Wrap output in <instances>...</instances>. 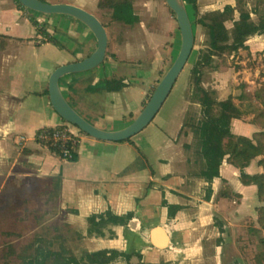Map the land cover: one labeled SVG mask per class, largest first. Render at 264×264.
Masks as SVG:
<instances>
[{"label":"crops","instance_id":"0c3cea01","mask_svg":"<svg viewBox=\"0 0 264 264\" xmlns=\"http://www.w3.org/2000/svg\"><path fill=\"white\" fill-rule=\"evenodd\" d=\"M44 1L79 6L103 21L105 12L98 8L99 0ZM236 1L196 0L193 12L235 7ZM244 2L254 22L264 19V0ZM132 4L138 20L133 25L107 28L105 60L92 70L60 80L61 91L69 101L68 83L75 78L84 76L95 85L115 73L126 75L117 99L111 92L72 97L76 110L104 130L121 129L141 112L150 87L159 79L157 74L169 61L174 33L179 30L165 0H132ZM34 15L64 49L52 42L36 43L40 35L27 14L15 0H0L2 211L16 197L29 198L42 213L55 206V215L65 212L87 225L85 237L93 251L110 248L124 255L138 252L144 264H264L257 187L244 184L241 169L227 161L211 182L190 173L194 162H188L182 146L185 142L179 135L187 106H165L162 110V105L153 120L130 140L105 141L80 133L72 160L29 139L19 144V136L28 137L40 128L65 123L50 103L49 77L57 67L80 61L97 47L94 34L81 21L67 15ZM246 44L254 59L257 53L264 56V34L250 36ZM242 129L232 131L247 136ZM245 170L262 172L253 161ZM56 176L60 194L54 199L56 187L50 179ZM251 208L253 230L246 224ZM108 217L111 220L104 224V236L88 232L94 223Z\"/></svg>","mask_w":264,"mask_h":264},{"label":"trees","instance_id":"16d2710c","mask_svg":"<svg viewBox=\"0 0 264 264\" xmlns=\"http://www.w3.org/2000/svg\"><path fill=\"white\" fill-rule=\"evenodd\" d=\"M15 1L18 8L23 13L28 14L37 34L45 37L46 40L44 42H52L58 48L64 49L61 42L52 37L45 30V26L34 18L33 12L35 11L26 8L17 0ZM186 3L187 6L191 4L194 8L196 7V0H186ZM98 8L103 11H109L110 24L133 25L138 20L132 0H99ZM169 12L174 15L170 9ZM195 13L197 16L194 21L192 20V23L204 30L206 49L199 51L197 61L192 68L194 80L190 101L199 104L198 112L201 118L193 124L189 121L183 122L180 133L186 132V127L190 125L191 130L196 135L195 145L197 146L198 156L193 162L197 164L199 170L193 171L195 176L211 182L214 177L219 176V169L222 163L227 161L241 169V178L244 184L257 186V196L262 203L256 208L257 221L261 227L258 232H264V130L254 132L252 136H246L235 134L231 128L233 120L240 119L244 115L253 114L254 123L259 124L264 129V82L260 88L253 92L252 96L245 92L242 93L240 99L244 104L243 106H236L232 101L218 100L216 85L207 86L203 78V71L205 68L212 67L216 57L231 56L241 50L249 52L250 49L246 41L250 36L264 34V19L254 22L250 11L245 8L244 0H237L235 7L227 5L223 10H215L203 14ZM102 23L106 29L109 27V24L107 26L104 21ZM260 76L264 77L263 71L260 72ZM125 77L126 75L124 74L115 73L107 77L102 83H96L95 85L84 76L75 78L68 83L69 103L76 109L75 98L72 97L75 95L79 98H84L89 93L104 95L111 92L117 99L124 85L123 80ZM155 87L151 89V94ZM254 99L258 103L254 102ZM87 120L90 121L89 119ZM81 133L84 134L83 132ZM183 146L185 149L191 148V145ZM75 156L73 159H75ZM256 158H258L256 164L258 167L263 168V172L248 173L245 169ZM189 161L191 160L188 159ZM50 180L56 187L55 191L52 192V198H58L60 194L59 177L56 176ZM46 188L47 185L44 190ZM31 203L32 200L29 198L16 197L10 206L0 213V264H12L17 255H21L25 259L27 245L25 244L21 247V241L25 236H29L28 234L34 229L45 227V214L49 216V211L42 213L41 210L31 205ZM109 220H111V217L99 224L94 223L88 232L94 231L104 236L105 234L101 231L102 228L100 226L107 225L110 223ZM54 237L59 238L61 236L58 234ZM31 238L32 241L36 239L35 241L38 243L46 240L44 236H39V234ZM53 239L50 238V240ZM32 241L28 243L29 247H31ZM259 243L264 246V238H261ZM44 246H47V244H44ZM84 254L95 264H105L114 260L119 255V252L113 249H103L94 252L85 251ZM75 260L79 261L78 257H73V255L66 256L62 251L53 249L46 250L42 244L35 249L27 260H24V264H75Z\"/></svg>","mask_w":264,"mask_h":264},{"label":"rangeland","instance_id":"374dc122","mask_svg":"<svg viewBox=\"0 0 264 264\" xmlns=\"http://www.w3.org/2000/svg\"><path fill=\"white\" fill-rule=\"evenodd\" d=\"M188 11L190 14L191 20L196 19V13L195 8L190 6L188 4ZM104 15L100 13L101 18L103 19L104 23L109 24V29H112L114 25L116 24H110V13L109 11H104ZM37 13V12H33ZM40 14V13H39ZM93 14V13H92ZM171 18L175 20V16L169 13ZM95 15V14H94ZM96 16V15H95ZM97 17V16H96ZM98 18V17H97ZM35 19L36 15H35ZM99 19V18H98ZM171 19V20H172ZM38 20V19H37ZM30 21V19H29ZM102 22V20H100ZM173 28H176L175 22L172 20ZM123 27V26H120ZM174 40H173V50L172 54L169 56V60L167 64H165V67H163L162 71L157 74V77L159 75V79L163 76V74L168 70V67L170 66V63L174 61L175 57L178 54L180 44H181V37L179 30L174 33ZM194 34H195V44L192 51V54L186 63L185 67L183 68L181 74L179 75L175 85L173 86L168 98L163 104L162 110L165 109V106H187L186 111L183 116V122L189 121L191 124L196 123L200 117L199 114V104L191 102V93L193 89V80L194 75L192 74V68L195 65L199 51L201 49H206V35L204 33V30L200 28L198 25H194ZM59 42H61L59 40ZM62 44V42H61ZM63 45V44H62ZM242 51V50H241ZM235 53L231 56H225V57H216L215 63L212 65L211 68H205L203 71V78L204 82L207 86H215L217 90V99L221 101H232L236 106H243L244 103H242L240 96L242 93H248L250 96L253 95V92L261 87V84L264 82V77L260 76V72H264V56L261 55V53H257V59H254V56L251 52H248L245 50V53ZM261 55V57H260ZM213 68V70H211ZM213 72V73H211ZM216 75V77L214 76ZM214 76V77H213ZM156 81V84H153V86L150 87L148 94L145 98V100L142 102V105L144 106L145 103L149 99V95L151 94V89H153L159 81ZM143 87V86H142ZM254 102L258 103L257 100L254 99ZM85 118V117H84ZM191 118V120H190ZM193 119V120H192ZM239 122H243L241 125L238 121L234 123L232 122L231 128L232 130L239 131L241 130V126L243 127L242 132L247 134V136H252L254 132H260L264 129L260 127L259 124L254 123V116L253 114L244 115L240 119H238ZM67 123V122H65ZM70 124V123H69ZM74 129H78L76 126L72 125ZM79 130V129H78ZM80 131V130H79ZM82 132V131H81ZM181 139V142L183 145H191V148L185 149L183 146L184 151L186 152V155H188V159L191 160L189 162H192L195 160L198 156L197 154V146L195 145V142L197 140L195 133L191 130L190 125L186 127V132L179 133ZM189 138L191 140L189 141ZM258 158L253 160V164L257 166ZM190 173L199 170L197 164L191 163ZM258 167V166H257ZM261 168L263 172V168ZM243 182V181H242ZM256 186V185H255ZM257 187V186H256ZM236 199V198H235ZM255 200H257V197H255ZM248 204L252 203V201H248ZM262 203L260 202L259 206ZM52 205V204H51ZM250 207V205H249ZM57 207H51L49 210V216L48 214H45V220H47L44 228H38L37 230L34 229L31 231L28 235L25 236L24 239L21 241L20 246L23 247L25 244L27 245L26 252V258L24 259L23 256L17 255L15 257V261L12 264H24V260H27V258L35 251L36 248L40 247L43 244L44 249H53L57 251H62V253L66 256L78 257L79 261L75 260V264H95L92 260H90L84 253L85 250L93 251V245L90 246V241L86 239V231H87V225L81 223L76 218L69 216V214L63 212L60 215H55L57 212ZM3 205L0 204V213L3 212ZM252 208L248 211V220L247 225L251 224L250 227L253 230V223L254 221L250 222V217L253 220L254 213L251 212ZM252 214V215H251ZM253 216V217H252ZM44 218V217H43ZM101 225V224H100ZM102 230L104 229V226H100ZM261 228V227H260ZM101 230V231H102ZM37 231V232H35ZM64 233V234H62ZM44 236L46 240L40 241L38 243L37 241L33 240L31 237H34L35 235ZM60 235L61 237L55 238V235ZM50 238H54L53 240H50ZM32 241L31 247L28 246V243ZM44 244H47V246H44ZM49 244V245H48ZM20 252V251H19ZM129 255V258L120 259L114 263L111 264H144L142 262V254L138 252H134L133 255ZM132 258L134 260H132ZM148 264V263H145ZM154 264V263H150ZM155 264H166L164 262L155 263ZM186 264V263H185Z\"/></svg>","mask_w":264,"mask_h":264},{"label":"water","instance_id":"95a60500","mask_svg":"<svg viewBox=\"0 0 264 264\" xmlns=\"http://www.w3.org/2000/svg\"><path fill=\"white\" fill-rule=\"evenodd\" d=\"M26 8L48 15H67L85 24L97 40L96 49L80 61L57 67L48 81V95L53 109L67 123L76 126L83 133L105 141H124L142 131L156 116L168 98L179 75L188 62L195 44L194 25L190 18L186 0H165L174 13L181 37L177 56L157 83L153 93L141 112L125 127L118 130L101 129L74 109L60 88V80L69 74L82 73L98 67L106 58L109 36L103 23L91 12L68 3H49L43 0H17Z\"/></svg>","mask_w":264,"mask_h":264},{"label":"built area","instance_id":"2783aa9c","mask_svg":"<svg viewBox=\"0 0 264 264\" xmlns=\"http://www.w3.org/2000/svg\"><path fill=\"white\" fill-rule=\"evenodd\" d=\"M27 17L29 19L28 14ZM45 40V37L40 36L35 42L42 43ZM80 133L71 124L64 123L58 126L40 128L28 137L19 136L18 142L23 144L29 139L36 145L54 152L65 160H72L78 151Z\"/></svg>","mask_w":264,"mask_h":264},{"label":"flooded vegetation","instance_id":"af4514ba","mask_svg":"<svg viewBox=\"0 0 264 264\" xmlns=\"http://www.w3.org/2000/svg\"><path fill=\"white\" fill-rule=\"evenodd\" d=\"M213 77H214V76H213ZM103 249H110V248H101V249H97V250H95V251L103 250ZM113 250H116V249H113ZM85 251H88V252H94V251H89V250H85ZM117 251H118V250H117ZM118 252H119V255H117V257H116L114 260L109 261V262H107V263H105V264H111V263H114V262L120 260L121 258H122V259H124V258H129L127 255H124V254L120 253V251H118Z\"/></svg>","mask_w":264,"mask_h":264}]
</instances>
